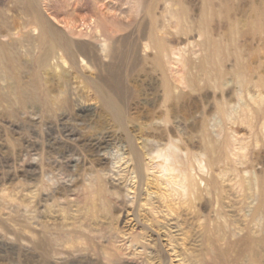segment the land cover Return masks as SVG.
I'll list each match as a JSON object with an SVG mask.
<instances>
[{
	"label": "rangeland",
	"instance_id": "1",
	"mask_svg": "<svg viewBox=\"0 0 264 264\" xmlns=\"http://www.w3.org/2000/svg\"><path fill=\"white\" fill-rule=\"evenodd\" d=\"M202 2L39 1L40 12L55 26L61 27L58 21L65 17L73 19L74 43L70 50L60 49L47 66L38 64L37 47L32 56L15 49L18 57L5 53L0 59V264H264V244L248 255L240 242V236L251 230L264 237V214L253 221L259 195L251 199L253 191L248 193L243 182L251 174L264 173V130L258 127L264 114L252 119V130L237 129L245 138L243 156H234L232 145L219 154V166L227 171L223 179L218 176L219 207L207 201V195L198 200L163 198L165 176L157 171L162 158L153 159V150L140 148L139 172L132 170L135 161L127 134L140 142L151 132L140 112L147 91L145 68L151 73L155 54L149 29L160 31L166 46L181 53L177 74L168 75L172 80L180 75L185 84H179L178 91L183 92L191 91L188 83L194 77L205 78L198 62L207 48L215 49L208 36L215 42L223 39V46L237 43L227 20L225 26L220 23L227 12L235 13V0H212L220 14L210 20L208 34L195 24ZM240 5L245 12L237 16L239 28L248 30L254 13L246 0ZM33 15L21 0H0V29L15 18L30 32ZM111 19L117 23L116 31ZM145 41L151 47L143 51ZM261 47L239 50L246 59L259 53L250 61L252 92L264 74V67L257 68L264 61ZM234 62L227 61L225 67L230 69ZM98 87L124 110L122 126L105 106ZM206 93L187 98L195 118L186 121L182 116L180 129H174L190 151L200 149L202 105L205 100L214 104L218 94ZM227 94L233 96V89ZM149 143L157 150L166 142ZM193 165L190 172L201 189L205 188L201 178L220 171L218 166L201 170L195 160ZM149 190L156 197L151 206L169 210L173 220L153 213L150 206L138 207L136 200L147 198Z\"/></svg>",
	"mask_w": 264,
	"mask_h": 264
},
{
	"label": "bare ground",
	"instance_id": "2",
	"mask_svg": "<svg viewBox=\"0 0 264 264\" xmlns=\"http://www.w3.org/2000/svg\"><path fill=\"white\" fill-rule=\"evenodd\" d=\"M21 1L34 14L31 30L30 32H25L24 27L26 25L24 22L15 18L6 26L7 28L0 29V59L5 53H8L12 58H16L19 51L15 49H21L25 51L26 56H32L35 47H37L41 51L37 61L38 64L47 66L49 65L50 58L52 59L53 57L54 59L60 49H72L74 42L70 38V35H74L75 31L73 19L65 17L62 21H58L61 27H57L40 12V0ZM242 1L235 0L233 4L235 13L227 12L224 20L220 21L225 26V21L227 20L231 31L237 35L235 39L237 43H234L233 46H223L220 44L223 39L215 42L211 40L210 36L207 37L208 42L215 49L208 50L207 48L206 54L199 60L198 68L201 71L203 70L205 78L194 77V79H191L188 83L191 88L190 92L178 91L179 84H185L180 75L179 79L173 78V80L168 75V71L173 73L174 77L177 74L178 69L176 66L182 58L181 53L176 49H170L166 46L164 36L158 34L160 31L152 27L148 31V41L150 43L153 42V47L145 41L143 51L151 47L155 49V54L151 63L153 65L150 70L151 73L145 68L147 91L141 102L144 106H142L143 108L140 112H142L141 116L148 120H145L144 127L151 130V132L140 142L131 134H127L126 139L129 145L128 148H130L129 152H131L132 158L135 161L134 166H132L133 171L139 172L140 169L139 162L142 155L140 148L143 150H153L155 154L153 159L162 158V162L158 164L159 169L157 171L159 174L165 176V180L162 182L165 188L164 195H162L163 198L166 195L173 198L177 196H189L192 198L193 196L195 200H198L201 195H207L206 200L211 201L219 207L221 205L222 194V184L219 181V177L223 179L227 174L226 168L219 166L221 163L219 154L222 153L225 146L231 148V145L230 152L234 156L244 151L246 149V145H243L245 138L242 135L240 136L237 129L246 126L252 130L255 125L252 119H257L261 114H264V93L262 91L264 89V74L260 75L254 82V87L257 88L255 92L250 91L248 87L252 81L249 79V74L253 71L250 61L251 59L255 60L258 58L259 53H254L246 59L243 57V53L240 52L243 50V47L251 49L256 44L258 48L262 46L261 48L264 49V35L262 34L264 32V0H261V3H256L257 0H246L254 13V20L250 25L251 28L249 27L248 30L239 28L240 18L237 16L245 12L241 10L240 3ZM203 2L201 17L198 21H195V24L198 23L199 27L208 34L210 20L216 14L219 15L220 10L214 7L216 3L212 2V0ZM192 6L198 9V4ZM225 8H228V5ZM113 19L110 20V23L112 31H116L117 23L115 25ZM5 38L8 39L4 40ZM250 39H253L256 43L253 44L254 41L251 44L248 43ZM34 42H36V46ZM61 58L63 59V57ZM231 59L235 62L230 69H227L225 67L226 62H231ZM259 67H264V61H261L257 65V68ZM229 89L230 91L233 89V96H229V93L227 94ZM98 91L105 106L111 110L114 120L122 126L125 118L124 110L104 90L98 87ZM209 91L214 92L213 96L216 93L218 94L213 99L214 104L212 105L209 104L210 102L206 103L207 101L204 99L203 109L200 111L201 119L198 121L200 124V126L198 125L200 129V149L190 151L187 146L183 145L181 136L176 137L174 135V129H180L182 116H184L183 120L186 121L195 118V116H191L190 109L188 110L187 98H193L198 95L202 96ZM179 113L181 114L178 115ZM209 113L210 115H208ZM259 119H261V122H259L258 127L262 131L264 130V115ZM155 131H159L160 133ZM181 134L183 135L182 132ZM163 139L166 142L164 143V147L157 148V150L149 143L150 140L161 143ZM192 140L193 138H189V141ZM182 153H185V156ZM240 155L243 156V153ZM203 159H206V163L203 162ZM193 160L199 163L201 170H204V168L213 170V166H218L220 170L217 176L210 174L209 177L201 178V181L205 183L204 189H201L200 183L190 172L194 167ZM243 182L248 193L249 191H253V194H249L251 199L252 197L253 199H257L259 195L254 209L255 217L253 221H255L260 214H264V173L262 175L258 174V176L257 174H251L249 178H244ZM258 187L259 190L257 189ZM147 195V198L140 199L139 202L136 200V204L140 209L150 206L149 208L153 213L162 212L173 220L171 218L172 213L169 210L162 209L158 211V209H154L151 206L154 205L156 197L153 196L154 194L150 190ZM258 232L259 230H251L240 236L242 252L248 255H255L257 247L264 244L263 234Z\"/></svg>",
	"mask_w": 264,
	"mask_h": 264
}]
</instances>
